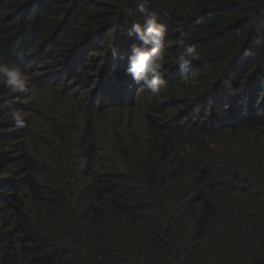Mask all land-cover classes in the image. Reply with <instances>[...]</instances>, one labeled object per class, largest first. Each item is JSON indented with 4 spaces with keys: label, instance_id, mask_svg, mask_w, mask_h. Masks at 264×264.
I'll return each mask as SVG.
<instances>
[{
    "label": "trees",
    "instance_id": "obj_1",
    "mask_svg": "<svg viewBox=\"0 0 264 264\" xmlns=\"http://www.w3.org/2000/svg\"><path fill=\"white\" fill-rule=\"evenodd\" d=\"M136 8L0 0V57L42 101L0 85V264H264V0H152L158 97L124 71Z\"/></svg>",
    "mask_w": 264,
    "mask_h": 264
},
{
    "label": "clouds",
    "instance_id": "obj_2",
    "mask_svg": "<svg viewBox=\"0 0 264 264\" xmlns=\"http://www.w3.org/2000/svg\"><path fill=\"white\" fill-rule=\"evenodd\" d=\"M136 11L144 17L143 22L133 21L125 29L124 35L135 37L140 43L131 46L124 68L134 84L144 87L153 97L161 95L162 89L167 87L163 79L165 73L166 53L165 32L166 26L159 22L155 12L151 11L152 0H135ZM178 45L174 58V65L186 72L194 61L200 60V52L195 44L185 39L183 33L177 38ZM113 58H118L117 50L112 47ZM29 81L18 66H12L0 57V85H3L9 94H29ZM8 119L14 122L17 129L26 128L25 113L22 109H9Z\"/></svg>",
    "mask_w": 264,
    "mask_h": 264
},
{
    "label": "rangeland",
    "instance_id": "obj_3",
    "mask_svg": "<svg viewBox=\"0 0 264 264\" xmlns=\"http://www.w3.org/2000/svg\"><path fill=\"white\" fill-rule=\"evenodd\" d=\"M30 81H32V79ZM32 96H36V95L28 94V95L25 96L24 94H21L20 101L22 102V104H27L28 102H34V103H36V102L37 103H41L42 102L39 99L38 96L37 97H33V98H32ZM44 96L45 95H43V96L41 95V97H44ZM15 97H17V96H15ZM54 112H56V110H54V111L53 110L52 111H44L41 116L44 115V118H47L49 116H52L54 114ZM24 113H25V118H31V116H33V114H34V112L31 109H29L28 111H26ZM44 118L42 117V119H44Z\"/></svg>",
    "mask_w": 264,
    "mask_h": 264
}]
</instances>
